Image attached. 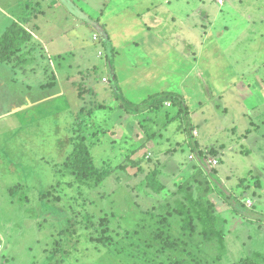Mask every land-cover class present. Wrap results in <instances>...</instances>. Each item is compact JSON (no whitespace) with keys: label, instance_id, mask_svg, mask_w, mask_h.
<instances>
[{"label":"rangeland","instance_id":"obj_1","mask_svg":"<svg viewBox=\"0 0 264 264\" xmlns=\"http://www.w3.org/2000/svg\"><path fill=\"white\" fill-rule=\"evenodd\" d=\"M135 1L0 0V33L16 21L34 34L22 52L0 60V232L12 239L13 261L172 264L189 253L201 264H264V35L249 30L263 33L264 0H223L224 20L214 25L229 27L216 36L243 72L242 84L212 101L200 80L186 81L199 132L109 120L127 98L112 85L115 46L79 13L72 16L83 23L73 26L60 3L97 17ZM170 1L183 12L205 4L211 22L219 10L217 0ZM203 23L191 39L210 24ZM76 153L105 174L98 185L70 171L66 161ZM152 173L159 192L146 186Z\"/></svg>","mask_w":264,"mask_h":264},{"label":"crops","instance_id":"obj_2","mask_svg":"<svg viewBox=\"0 0 264 264\" xmlns=\"http://www.w3.org/2000/svg\"><path fill=\"white\" fill-rule=\"evenodd\" d=\"M164 2L166 4L164 13L158 10L164 5L160 0H136L135 2L127 3L125 8L119 13L107 14V17L104 14L97 17L95 14L93 17H87L81 12V6L79 5L71 2H62L60 4L68 16L72 17L73 26H78L82 22L79 16L77 18L72 16V13L76 12L85 18V23L88 21L93 28H99L102 31L101 40H107L113 47L115 46L116 59L113 61L116 71H114L112 85L113 87H119L118 89H120L121 93L127 97L121 98L123 101L129 100V103L139 104L148 96L154 94L158 96L156 97L158 100L149 102L148 105L150 106L139 107L138 111L130 112L125 109L113 108L108 113L109 120L117 118L128 120L131 118L132 121L137 120L139 122L147 119L144 124H147L149 129L151 128V132L164 131L166 124L171 129H175L173 132H186V128L189 129L193 126L197 129L195 132H199L197 125L192 124L190 121L187 94L184 92L186 87L183 88L186 81L193 77L200 80L209 90L210 93L206 96L209 99L212 98V101L222 97V92H226L227 89L237 87L240 91L242 84L243 72L236 69L233 62L229 59V49L223 48V45L218 41L220 38L216 36L218 33L222 35L229 27V25H225L226 23L220 22L219 26L214 25L215 20H224L222 18L225 16V12L222 13L221 8L225 5V2L219 4L216 1L219 10L211 14L213 16L212 22L211 19H208L210 14L208 15L205 4L197 3L190 11L183 12L181 8L172 5L173 3L170 0H165ZM114 7L115 5H113ZM192 17L195 19H192ZM246 17L248 23L251 22V16L247 15ZM203 20L210 23L208 28L205 27V31L200 28L201 30L198 32L197 37L194 39L192 36L191 39L189 34L196 33L198 26H203ZM176 22L179 27H175ZM213 25L218 28L213 29L216 31L214 35H212ZM254 28L253 33L255 35L261 37L264 35V31L262 33L261 29L258 30L255 26L250 27L249 30ZM164 31H169L170 34L168 36H166L167 34H162ZM29 32L33 31L30 30ZM31 34L34 35L33 33ZM32 40L33 38L31 37L30 41ZM91 41H93L92 38ZM45 44L47 45L46 42ZM97 50L100 49L97 48ZM56 52L59 53L58 51ZM165 92L179 95L182 98L187 110L186 122L184 120V122L172 125L171 122L174 118L182 117V113L173 102L159 98V95ZM198 107L201 108L202 105L199 104ZM164 111L167 116L162 114ZM148 117H151V119ZM158 120L161 124L156 125ZM149 125H152V127H149ZM121 130L126 132L123 128ZM167 130L168 128L165 131ZM146 131L144 129V132ZM138 132H140V129ZM198 137L199 135L196 138L198 139ZM200 145L198 144V146ZM227 235L226 238L228 239L230 236ZM0 236L3 240V250L6 247L7 240H11L7 248L8 254L12 256L10 257L11 264H22L21 262L15 261L14 263L13 261L16 254L14 246L11 244L12 239H9V233L0 232ZM3 261L4 264L10 263L5 262V258ZM29 262L24 264H29Z\"/></svg>","mask_w":264,"mask_h":264},{"label":"trees","instance_id":"obj_3","mask_svg":"<svg viewBox=\"0 0 264 264\" xmlns=\"http://www.w3.org/2000/svg\"><path fill=\"white\" fill-rule=\"evenodd\" d=\"M31 37V33L19 22L15 21L9 24L0 34V60L10 59L17 53H20V51L22 52L23 48L30 41ZM156 97H158L157 94L148 96L139 104H132L128 101H124L123 104H121V107L126 111L129 110L130 112L135 110L138 111L142 106L148 105L149 102H155L158 100ZM159 98L161 100H169L170 102H173L182 113V116L187 118V110L183 104L182 98L179 95L165 92L162 95H159ZM128 103L130 107H133L132 109H129ZM190 145L191 149H193V145L195 144L192 142ZM66 164L70 171L76 175V178L79 182L87 184L90 187L98 185L103 180L105 175L103 172H99V170L95 169L92 159L88 155L81 156L77 153L73 154L67 159ZM146 186L149 187L153 192H159L163 188V185L155 179L154 173L147 177ZM155 237H161V234L155 235ZM171 247L174 248L172 245ZM177 253L181 254L179 251ZM171 259L172 264H201L198 262V257L189 253L187 258L171 257ZM243 264H251V262L248 259H245Z\"/></svg>","mask_w":264,"mask_h":264},{"label":"built area","instance_id":"obj_4","mask_svg":"<svg viewBox=\"0 0 264 264\" xmlns=\"http://www.w3.org/2000/svg\"><path fill=\"white\" fill-rule=\"evenodd\" d=\"M217 2L222 4L223 0H217ZM193 132H195V131H193ZM211 163H212V165H215L217 163L216 159L212 160L210 162V164ZM2 251H3V240H2V238L0 236V264H3L2 263L3 262V252Z\"/></svg>","mask_w":264,"mask_h":264}]
</instances>
